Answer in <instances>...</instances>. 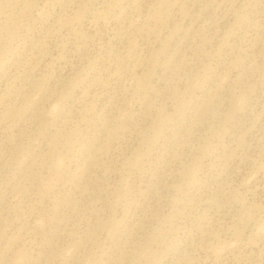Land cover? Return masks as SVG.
<instances>
[{
    "label": "rangeland",
    "instance_id": "rangeland-1",
    "mask_svg": "<svg viewBox=\"0 0 264 264\" xmlns=\"http://www.w3.org/2000/svg\"><path fill=\"white\" fill-rule=\"evenodd\" d=\"M0 264H264V0H0Z\"/></svg>",
    "mask_w": 264,
    "mask_h": 264
}]
</instances>
